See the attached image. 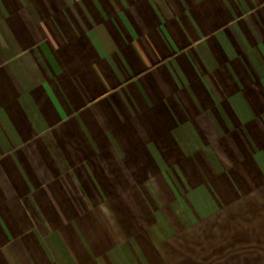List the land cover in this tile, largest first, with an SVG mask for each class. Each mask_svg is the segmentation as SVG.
Returning <instances> with one entry per match:
<instances>
[{"label": "crops", "instance_id": "crops-1", "mask_svg": "<svg viewBox=\"0 0 264 264\" xmlns=\"http://www.w3.org/2000/svg\"><path fill=\"white\" fill-rule=\"evenodd\" d=\"M0 264H264V0H0Z\"/></svg>", "mask_w": 264, "mask_h": 264}]
</instances>
